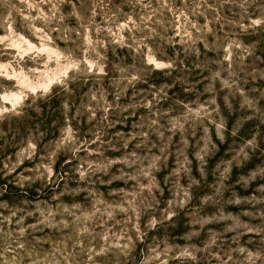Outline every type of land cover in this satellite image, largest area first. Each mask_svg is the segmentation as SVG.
<instances>
[{
	"label": "rangeland",
	"instance_id": "1",
	"mask_svg": "<svg viewBox=\"0 0 264 264\" xmlns=\"http://www.w3.org/2000/svg\"><path fill=\"white\" fill-rule=\"evenodd\" d=\"M41 44L50 90L0 73V264H264V0H0V64Z\"/></svg>",
	"mask_w": 264,
	"mask_h": 264
},
{
	"label": "bare ground",
	"instance_id": "2",
	"mask_svg": "<svg viewBox=\"0 0 264 264\" xmlns=\"http://www.w3.org/2000/svg\"><path fill=\"white\" fill-rule=\"evenodd\" d=\"M15 48L18 49L21 53H26L28 51H31L33 49H37L34 44H32L29 40L26 38L19 36V38L15 41ZM44 51L48 54H53V56L56 57L57 61V67L54 71H52L51 75H42L43 79L42 81L38 80V82H32L28 76H26L23 72H16L10 64H0V73L5 74V76L10 77V79H14L18 85H20L23 88H27L33 93H36L37 91L44 89V90H50L53 84L56 82L58 74L59 76L66 75L68 72V69L70 67L69 64L62 65L59 62L60 59V53L55 49H52L50 46L46 44H41L38 51ZM37 51V50H36ZM42 53V52H41ZM49 59V58H47ZM156 64H158L157 61L153 60ZM90 65V64H89ZM50 71V70H49ZM59 80V79H58ZM0 98L6 102H9L12 107H16L17 105H20V102L23 99L22 93H14V92H8V93H2L0 94Z\"/></svg>",
	"mask_w": 264,
	"mask_h": 264
},
{
	"label": "trees",
	"instance_id": "3",
	"mask_svg": "<svg viewBox=\"0 0 264 264\" xmlns=\"http://www.w3.org/2000/svg\"><path fill=\"white\" fill-rule=\"evenodd\" d=\"M175 71H173V72H175ZM58 100H59V96H57L56 93L54 92L51 95L46 97L45 102H46V105H51L52 107H54L56 105V103L58 102Z\"/></svg>",
	"mask_w": 264,
	"mask_h": 264
}]
</instances>
